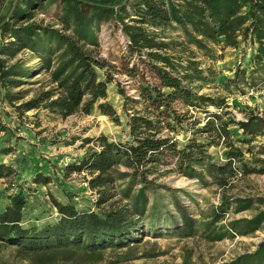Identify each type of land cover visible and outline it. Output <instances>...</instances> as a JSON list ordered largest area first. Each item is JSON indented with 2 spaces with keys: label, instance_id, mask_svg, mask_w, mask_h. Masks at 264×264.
<instances>
[{
  "label": "trees",
  "instance_id": "trees-1",
  "mask_svg": "<svg viewBox=\"0 0 264 264\" xmlns=\"http://www.w3.org/2000/svg\"><path fill=\"white\" fill-rule=\"evenodd\" d=\"M43 5H57L60 29L33 20V11ZM112 20L120 24L128 40L125 48L146 56V66L159 83L141 86L139 100L125 97L123 111H132L127 115L129 142H109L102 136L96 141L97 150L86 152L61 170L63 177L82 172L90 176L86 183L97 195V212L61 204L50 196L58 219L24 227L25 195L19 191L7 197L8 204L0 211V264L107 263V252L122 251L126 253L120 256H126L144 231L152 233L159 222L167 225L171 220L169 205L153 197L158 192H169L157 184L158 177L174 173L202 185L209 177L213 184L225 188L235 172L234 163L241 162L243 175L264 174V144L257 150L258 157L252 155L249 163L242 162V152L235 146L249 144L250 138L260 135L264 121L253 114L244 121L225 118L229 107L224 98L198 96L193 91L196 84L207 82L206 73L211 74L194 59V51L203 56L211 53L207 41L222 38L226 47L236 48L241 37L257 44L253 65L256 70H264V0H13L0 20V104L11 106L19 117L43 110L49 116L67 118L78 112L89 115L96 107L118 125L115 111L104 102L110 76L107 73L101 80L98 74L105 73L110 65L99 56L97 33L102 23ZM166 28L180 36L163 43L156 32ZM177 47L186 58L168 55V50ZM23 52L30 53L38 65L32 68L25 59H15ZM40 72L49 75L45 86L23 101V92L14 90ZM133 72L128 71L130 75ZM136 104L141 109H135ZM178 104L203 113V126L195 130L198 119L191 120L188 111L178 113ZM208 107L217 112L207 111ZM184 125L193 132L182 146L173 137L162 135L163 131L174 133ZM231 126L241 131L243 139H232ZM7 132L9 129L0 122V133ZM203 134L208 138L199 142L196 136ZM219 145L227 149L224 164L214 163L207 153V147ZM14 174L11 167L0 164V179ZM50 182L48 175L37 173L33 178L35 185ZM251 207L249 199L229 201L223 195L219 206L211 208L201 222L188 216L177 203L174 212L180 219L177 227L187 236L196 234L207 243H217L252 235L264 226V211L223 223L228 211L241 213ZM182 264L194 263L184 258ZM223 264H264V238L255 251Z\"/></svg>",
  "mask_w": 264,
  "mask_h": 264
},
{
  "label": "rangeland",
  "instance_id": "rangeland-1",
  "mask_svg": "<svg viewBox=\"0 0 264 264\" xmlns=\"http://www.w3.org/2000/svg\"><path fill=\"white\" fill-rule=\"evenodd\" d=\"M12 2L13 0H0V20L6 16ZM245 11L246 9L242 10ZM59 13L57 5L49 7L43 5L34 10L32 15L33 20L60 29L57 19ZM125 23L130 21L125 20ZM156 33L160 35L162 39L160 41L163 43H169L180 36L179 32H174L171 28ZM97 35L99 56L110 65L105 73L98 71L101 80L106 79L107 73L110 76L104 102L115 111L119 119L118 125L101 115L96 107L89 115L78 112L67 118L49 116L43 110H33L19 117L11 106L6 103L0 104V122L9 129L7 133H0V164L11 167L15 172L8 178L0 179V211L8 204V196L22 191L26 197L24 227L41 226L58 219L50 196L61 204L71 203L79 210L98 211L94 206L97 195L88 189L86 183L90 176L82 172L63 177L61 170L82 158L86 152L97 150L96 141L102 136L109 142H129L127 115H131L132 111H123L125 97L139 100L138 90L141 86H157L159 83L146 66V56L125 48L128 40L122 33L120 24L115 20L102 23ZM238 41L236 48L226 47L222 38L207 41L206 45L211 53L205 56L193 50L194 59L198 61L199 66L202 69L209 68L211 72L205 74L207 82L201 86L199 83L196 84L193 91L198 96L224 98L229 107L226 109L228 115L225 118L233 117L236 121H244L248 115L253 114L264 121V70H256L253 65V57L258 46L249 40L243 41L241 37ZM173 53L183 59L187 56L178 47L168 50V55ZM18 58L25 59L32 68L38 65L37 60L31 58L28 52L20 53L15 59ZM130 69H134L133 75L128 73ZM48 77L47 72H40L14 91L23 92V101L28 100L41 86H45ZM119 91H123V95H120ZM162 92L167 93L168 90L162 89ZM140 107L139 104L134 105L137 110L141 109ZM176 110L180 114L188 111V115L192 116L191 120L198 119L195 130L203 126L205 118L203 113L194 112L191 108L187 110L179 104ZM207 111L217 112L213 107H208ZM192 130L184 125L176 128L174 133L163 131L162 135L173 137L179 146H182L192 138ZM229 130L232 139H243L241 131L236 127L231 126ZM196 138L199 142H206L208 137L203 134ZM250 139L249 144L235 143L241 150L242 162L245 163L251 161L252 155L258 157L257 150L264 144V131ZM226 151L223 145L207 147L208 155L217 164L226 162L224 156ZM240 163L233 164L235 172L225 188L213 184L209 177H206L204 185L197 180H188L174 173L158 177L157 184L165 186L169 192H158L153 197L154 199L158 197L164 205H169L171 220L167 225H164L163 221H158L160 225L152 233L144 231L140 236V242L126 256H120L121 253H126L122 251L107 252V263L104 264H182L184 258L194 264H223L243 253L255 251L264 238V226L246 237L207 243L196 234L187 236L178 228L180 219L174 212V203H177L188 216L201 222L211 208L219 206L223 195L229 201L245 198L252 201V207L248 211L241 213L228 211L223 223L232 219L250 218L259 211H264V174L243 175ZM164 170L165 168L160 169L159 172ZM37 173L50 176L51 182L45 186L33 184V178ZM153 255L154 257H151ZM120 257L123 258L119 259ZM125 257L129 260L123 261Z\"/></svg>",
  "mask_w": 264,
  "mask_h": 264
}]
</instances>
